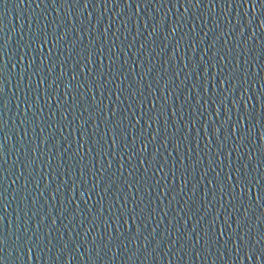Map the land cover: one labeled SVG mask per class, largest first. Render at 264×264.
<instances>
[{
	"label": "water",
	"instance_id": "water-1",
	"mask_svg": "<svg viewBox=\"0 0 264 264\" xmlns=\"http://www.w3.org/2000/svg\"><path fill=\"white\" fill-rule=\"evenodd\" d=\"M0 264H264V0H0Z\"/></svg>",
	"mask_w": 264,
	"mask_h": 264
}]
</instances>
